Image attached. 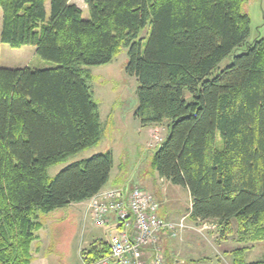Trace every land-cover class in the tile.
Segmentation results:
<instances>
[{
	"label": "trees",
	"instance_id": "trees-1",
	"mask_svg": "<svg viewBox=\"0 0 264 264\" xmlns=\"http://www.w3.org/2000/svg\"><path fill=\"white\" fill-rule=\"evenodd\" d=\"M83 1L88 20L70 0H0V44L34 47L53 64L0 67V264H31L44 225L37 217L90 200L107 184L110 150L53 178L48 170L100 144L89 68L123 48L138 85L134 119L168 124L153 173L188 191L191 221L225 230L234 221L241 239L264 241V37L249 41L247 0ZM246 250L232 251V264H264L247 263ZM83 254L96 263L108 241Z\"/></svg>",
	"mask_w": 264,
	"mask_h": 264
},
{
	"label": "rangeland",
	"instance_id": "rangeland-1",
	"mask_svg": "<svg viewBox=\"0 0 264 264\" xmlns=\"http://www.w3.org/2000/svg\"><path fill=\"white\" fill-rule=\"evenodd\" d=\"M73 3L83 7L82 18L88 20L89 12L83 0H73ZM243 12L250 18L249 41L264 37V0H247ZM1 30L2 10L0 9V35ZM148 31L147 28L140 37L146 40ZM0 46L1 68H20L26 61H29L27 63L32 69L53 67L52 63L43 61L36 55L34 47L29 46L20 50L21 48L12 49L6 44ZM26 51V54H20L25 58V62H21L19 53ZM240 53L241 50L235 52V54ZM229 62L230 58L224 60L219 68L223 69ZM127 63V49L123 48L110 64L89 68L92 76L90 89L99 105L102 140L97 147L51 167L48 170L49 177H55L61 170L77 161L110 150L114 155L115 173L127 165L125 168L129 172V177L125 182L128 186L144 188L141 186L144 182L147 185L145 189L151 187L155 189L148 192L156 200H160V195L156 191L167 198L169 209L178 212L176 218L188 217L186 221L188 229L181 234V237L170 242L174 249L171 253L172 257L165 251L163 253L166 264H232V251L237 248L247 249L245 251L247 263L264 262V241L251 242L241 239L237 233V223L234 221L226 230L216 222L191 221L189 214L191 200L188 191L160 181L154 175L150 166L152 150L161 142V138L165 137L166 123L152 126L153 131H148L134 119L133 114L138 105L136 95L138 85L134 78L127 76L125 72ZM217 138L220 141L219 135ZM71 210L72 208L65 207L37 217L39 221H44V227L35 233L37 239L31 249L33 264H85L83 253L91 248L90 244L105 231V228L96 226L92 220L83 222ZM227 229H231L232 232L225 234ZM103 237L108 240V237Z\"/></svg>",
	"mask_w": 264,
	"mask_h": 264
},
{
	"label": "built area",
	"instance_id": "built-area-1",
	"mask_svg": "<svg viewBox=\"0 0 264 264\" xmlns=\"http://www.w3.org/2000/svg\"><path fill=\"white\" fill-rule=\"evenodd\" d=\"M89 211L96 226H107L110 218L116 226L109 254L94 264H166L162 235L177 239L188 229V217L162 222L158 201L139 187L101 192L90 200Z\"/></svg>",
	"mask_w": 264,
	"mask_h": 264
},
{
	"label": "crops",
	"instance_id": "crops-1",
	"mask_svg": "<svg viewBox=\"0 0 264 264\" xmlns=\"http://www.w3.org/2000/svg\"><path fill=\"white\" fill-rule=\"evenodd\" d=\"M70 3L74 4L73 0H70ZM74 5L77 6L83 13V10H84L83 7H81V6L77 5V4H74ZM46 9H47V11L49 10V2L46 3ZM0 48H1V46H0ZM24 49H27V48L26 47H22L20 50H24ZM26 53H27V51L25 53L24 52L19 53V56H20L19 59L22 60L21 62H25V58H23L24 56L20 55V54H26ZM27 62H29V61H26L24 63V66L20 67V68H26V67L30 68V66H29L30 64L27 63ZM152 126H155V125H149V126H146V127H142L141 126V127L145 128V129L147 128L148 131H153L152 128H151ZM167 126H168V124L166 123V129H167ZM166 136H167V132H166L165 137ZM165 137L161 138V142L160 143L156 144L157 146L155 147L154 150H152L153 153L160 146V144L165 139ZM112 155H113V152H112ZM113 160H114V155H113ZM126 166L127 165H125V167ZM125 167L124 168L121 167V170L118 173H115V162H114L113 169L111 170V174H110L109 180H108L107 184L101 189V191L99 193L105 192V191H108V190H111V189H114V188H120V187H124L127 190L131 189L133 187H138V186H133V185L128 186L127 185L128 183L126 184L125 181H127V177H129V175H128L129 172L126 170L127 167L126 168ZM154 175H156L159 178L158 174L154 173ZM159 180L167 182L166 180L161 179V178H159ZM167 183L170 184L169 182H167ZM131 184H132V182H131ZM143 184L144 185L141 184V186L144 187L142 189H145V187L147 188V185H145L144 182H143ZM139 188H141V187H139ZM175 188H177V187H175ZM153 189L154 188L151 187L150 189H145V190L149 191V190H153ZM153 191H155V189ZM156 192H157V194L160 195V200H157L158 203H159V211H160V208L162 207L161 208L162 209L161 215L158 212L159 219L162 222L170 221V220L173 221V220L179 219V218H176V215L178 214V212L175 209H169V207H168L169 203L167 201V198L165 196L161 195V193H159L158 191H156ZM90 200H87L85 202L78 203V204H71L67 208H72L71 212L75 216L77 215L78 218L80 217V219H82L83 222H85L86 220H92V216H91V213L89 211ZM190 200H191V204H190V207H189V214H190L191 208H192V198L191 197H190ZM108 222H109L108 225L104 227L105 228L104 229L105 231L103 232L104 235H103V233L99 234L98 238H96V240L90 244L91 246L94 245V244H97L100 240L108 241L110 239L111 235H113L116 232V226H115L114 220L112 218H110ZM102 235L105 236V237H108V240H106ZM172 240H175V239L169 238L168 235H162V237H161L162 252L164 253V251H165L171 257H172V254H171L172 251L174 252V249L171 247L172 243H170ZM90 245H89V247H90ZM33 246H34V244L31 245V249H32ZM84 250H88V249H84ZM84 250H81V251H84ZM31 252H32V250H31ZM33 263H34V260H33V262H31V264H33Z\"/></svg>",
	"mask_w": 264,
	"mask_h": 264
}]
</instances>
